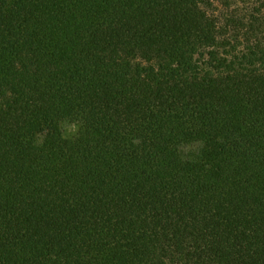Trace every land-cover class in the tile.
I'll list each match as a JSON object with an SVG mask.
<instances>
[{
	"label": "trees",
	"instance_id": "trees-1",
	"mask_svg": "<svg viewBox=\"0 0 264 264\" xmlns=\"http://www.w3.org/2000/svg\"><path fill=\"white\" fill-rule=\"evenodd\" d=\"M0 264H264V0H0Z\"/></svg>",
	"mask_w": 264,
	"mask_h": 264
}]
</instances>
